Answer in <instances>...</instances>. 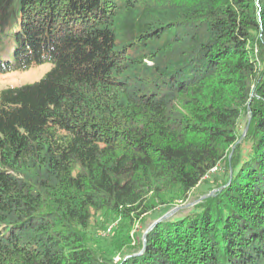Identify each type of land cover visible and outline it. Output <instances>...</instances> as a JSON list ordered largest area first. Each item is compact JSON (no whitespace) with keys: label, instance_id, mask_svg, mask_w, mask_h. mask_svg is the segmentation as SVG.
<instances>
[{"label":"trees","instance_id":"trees-1","mask_svg":"<svg viewBox=\"0 0 264 264\" xmlns=\"http://www.w3.org/2000/svg\"><path fill=\"white\" fill-rule=\"evenodd\" d=\"M45 63L0 91V264H264V0H0V75ZM224 162L123 262L88 246Z\"/></svg>","mask_w":264,"mask_h":264},{"label":"rangeland","instance_id":"rangeland-1","mask_svg":"<svg viewBox=\"0 0 264 264\" xmlns=\"http://www.w3.org/2000/svg\"><path fill=\"white\" fill-rule=\"evenodd\" d=\"M52 67V64L45 63L42 65H34L27 71L1 74L0 91L9 87H18L40 81ZM226 163L224 162L218 168L219 174L217 173L213 177H210L206 184L198 186L184 201L177 202L175 200L176 202L173 205L176 206L172 205L171 208L160 207L152 213L146 214L143 218L133 220L132 222L121 217H116L110 213H95L87 232L88 246L95 250L98 255L110 259V261L116 263L123 262L122 255L127 247L135 245L138 239H142L145 243V237L157 225L154 226L153 224L162 220L171 219L172 217L184 215L192 211L197 203L218 193V187L211 189V186H213L211 182L215 176H222L225 170L227 171L225 167L227 165ZM130 238L132 242H130ZM142 252L143 250L136 255H141Z\"/></svg>","mask_w":264,"mask_h":264},{"label":"water","instance_id":"water-1","mask_svg":"<svg viewBox=\"0 0 264 264\" xmlns=\"http://www.w3.org/2000/svg\"><path fill=\"white\" fill-rule=\"evenodd\" d=\"M162 221H163V220H162ZM159 222H161V221H159ZM159 222H156V223H155V224H153V225L155 226V225H156V224H158ZM154 226H153V227H154Z\"/></svg>","mask_w":264,"mask_h":264}]
</instances>
